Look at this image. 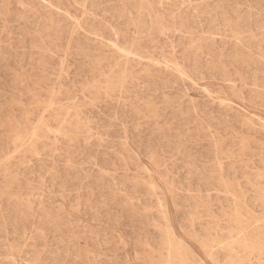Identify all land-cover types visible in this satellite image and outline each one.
<instances>
[{"label":"rangeland","instance_id":"374dc122","mask_svg":"<svg viewBox=\"0 0 264 264\" xmlns=\"http://www.w3.org/2000/svg\"><path fill=\"white\" fill-rule=\"evenodd\" d=\"M245 236L264 243V0H0V264H165L172 239L264 264L225 251Z\"/></svg>","mask_w":264,"mask_h":264},{"label":"bare ground","instance_id":"6f19581e","mask_svg":"<svg viewBox=\"0 0 264 264\" xmlns=\"http://www.w3.org/2000/svg\"><path fill=\"white\" fill-rule=\"evenodd\" d=\"M158 28V27H157ZM159 30V29H158ZM131 47V46H130ZM130 49V48H129ZM132 49V48H131ZM119 53V52H118ZM128 53V52H127ZM130 53V52H129ZM122 54V53H121ZM124 54H126V53H124ZM135 54V53H134ZM128 56H131V55H128ZM126 57V56H125ZM119 58V57H118ZM128 58V57H127ZM126 59V58H125ZM131 59H132V56H131ZM129 60V59H128ZM126 62H128L127 60H126ZM127 64V63H126ZM174 68V67H173ZM178 73V72H177ZM179 74V73H178ZM121 77H125V76H121ZM120 77V78H121ZM122 79V78H121ZM124 81V80H123ZM112 85H113V83H112ZM53 95V94H52ZM55 96V95H54ZM51 97V96H50ZM54 98V97H53ZM52 99V98H51ZM56 99V98H55ZM50 100V99H49ZM48 100V102H50ZM47 106V105H46ZM52 106V105H51ZM43 107V106H42ZM49 107V106H48ZM54 107V106H53ZM58 107H60V106H58ZM44 108V107H43ZM50 108V107H49ZM50 110V109H49ZM52 111V110H51ZM69 111V110H68ZM60 112V111H59ZM52 114H53V112H52ZM57 114V113H56ZM67 117V116H66ZM60 118V117H59ZM58 119V118H57ZM56 119V120H57ZM55 121V120H54ZM248 121V120H247ZM251 121H253V120H251ZM262 121V120H261ZM39 122H41V120H39ZM45 122V121H44ZM248 123V122H247ZM40 123H38V125H39ZM60 124H61V122H60ZM251 125V122H249V126ZM253 125V124H252ZM261 125H263V124H261ZM37 126V125H36ZM46 127V126H45ZM62 127H63V125H62ZM37 128V127H36ZM61 128V127H60ZM60 128H59V130H60ZM71 128V127H70ZM47 129V128H46ZM58 129V128H57ZM76 129V128H75ZM35 130L36 129H34L33 130V132L27 137V136H25V137H18L17 139H16V144H15V147L16 148H21V146H23L25 143H26V141L27 140H30V141H34L36 138H37V136L35 135ZM52 130V129H51ZM58 130V131H59ZM40 131V130H39ZM42 131V130H41ZM40 131V132H41ZM37 132V131H36ZM51 132H53V131H51ZM72 132V131H71ZM24 133H25V131H24ZM70 133V132H69ZM57 134H59V132H57ZM60 135V134H59ZM29 141V142H30ZM39 141V140H38ZM247 141V140H246ZM13 143V142H12ZM31 145V144H30ZM36 146V145H35ZM26 147V146H25ZM36 148V147H35ZM31 149H32V147H31ZM25 150H27L26 148H25ZM15 154V153H14ZM14 156V155H13ZM12 158V157H11ZM224 186V185H223ZM229 188V187H228ZM226 189V188H225ZM231 189V188H230ZM234 192V191H233ZM262 193V192H261ZM228 194V193H227ZM238 195V194H237ZM263 198V197H262ZM232 199H233V197H232ZM245 205V204H244ZM234 210V209H233ZM237 212V211H236ZM248 213V212H247ZM246 213V214H247ZM233 215V214H232ZM247 216H249V215H247ZM253 216V215H252ZM240 218V216H239V213L237 212L236 214H235V222H237V224L239 225V226H242L241 225V221H239L238 219ZM230 219H232V218H230ZM246 220V219H245ZM219 222V221H218ZM258 222V221H257ZM256 222V223H257ZM219 224V223H218ZM254 226V225H253ZM165 229V228H164ZM241 231V230H240ZM255 231V230H254ZM263 232V231H262ZM242 233H244V232H242ZM230 234H232V233H230ZM229 233H228V235H230ZM263 235V234H262ZM231 236V235H230ZM241 236V235H240ZM168 237V236H167ZM168 239V238H167ZM170 239V238H169ZM168 242H169V240H168ZM204 243H206V242H204ZM214 243H215V241H214ZM225 244V243H224ZM167 245V244H166ZM165 245V246H166ZM202 245H204V250H206V256H209L210 257V259L212 260V262L214 263V264H217V256L211 251L212 250V247L210 248V246H209V244H203V242H202ZM202 245H201V247H202ZM200 247V246H199ZM235 248H239V249H242L244 252L245 251H247V252H249V253H253V252H257L258 253V255H264V243H261L260 241H259V238L258 237H256V236H253V237H248V236H245L244 238H239V237H237L236 238V240H231V241H228V243L226 244V246H225V251H227V253H233L234 251H235ZM167 250H168V252H167V254H168V260L165 262V264H194L193 262H191L188 258H186V257H184L183 255H182V253H181V251L183 250V246H182V244H181V242H179V241H176V240H174V239H172V241H170L169 243H168V246H167ZM202 250V249H201ZM203 251V250H202ZM214 251V250H213ZM256 261H258V264H263V263H261V260L258 258V260H256ZM189 262V263H188ZM191 262V263H190ZM242 262H243V264L245 263V264H252V262H251V260H245V262L242 260Z\"/></svg>","mask_w":264,"mask_h":264}]
</instances>
